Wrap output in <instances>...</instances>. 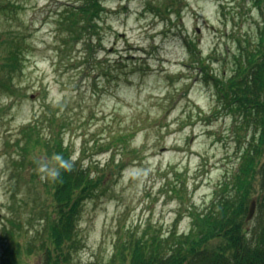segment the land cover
Segmentation results:
<instances>
[{
    "label": "rangeland",
    "instance_id": "1",
    "mask_svg": "<svg viewBox=\"0 0 264 264\" xmlns=\"http://www.w3.org/2000/svg\"><path fill=\"white\" fill-rule=\"evenodd\" d=\"M81 3L0 0V264L6 229L32 247L25 264L42 263L47 177L14 163L21 128L38 116L47 134L56 114L74 160L103 176L81 209L80 264H128L114 258L118 242L188 231L190 211L210 205L252 138L253 126L198 64L230 73L241 49L258 42L264 0H103L98 33L83 38L61 20ZM17 44L22 61L12 71L7 56ZM259 213L257 204L247 230Z\"/></svg>",
    "mask_w": 264,
    "mask_h": 264
},
{
    "label": "trees",
    "instance_id": "2",
    "mask_svg": "<svg viewBox=\"0 0 264 264\" xmlns=\"http://www.w3.org/2000/svg\"><path fill=\"white\" fill-rule=\"evenodd\" d=\"M255 3L259 5L261 0ZM104 11L103 0H82L80 5L65 8L63 13L68 16L61 20L77 37L83 38L84 34L98 33ZM195 45L193 41L188 43L191 54L196 53ZM89 47L93 44L89 43ZM21 56L22 48L17 44L7 56L9 69L14 71L22 61ZM200 63L199 67L206 71L204 79L213 81L227 108L241 115L249 127L253 126L252 138L241 150L237 169L218 184L210 205L190 211L192 225L188 231L174 228L166 234L156 229L116 244L114 258L122 257L128 264H264V24L257 44L242 48L235 56L231 74H212L204 60ZM1 85L8 87L4 81ZM41 120L38 116L21 128L16 140L21 150L14 161L21 165L20 170L31 165L34 171L40 169L47 177L52 210L43 215L48 233L40 245L41 264H80L74 263L73 253L79 246L77 228L81 209L87 199L96 195L103 176H94L91 167H85L81 159L74 160L62 124L55 128L56 114L47 134L42 130ZM31 175L36 176L34 172ZM257 191L259 198L253 197ZM253 198L260 213L257 225L247 230L246 219ZM4 232L1 264H25L23 252L30 254L32 247L21 244L11 230Z\"/></svg>",
    "mask_w": 264,
    "mask_h": 264
},
{
    "label": "water",
    "instance_id": "3",
    "mask_svg": "<svg viewBox=\"0 0 264 264\" xmlns=\"http://www.w3.org/2000/svg\"><path fill=\"white\" fill-rule=\"evenodd\" d=\"M256 209H257V201H256V198H253L250 204L248 215H247V221L253 218V216L256 213Z\"/></svg>",
    "mask_w": 264,
    "mask_h": 264
}]
</instances>
